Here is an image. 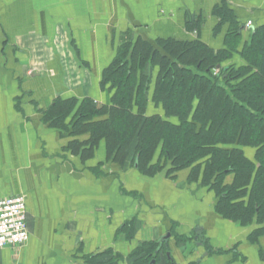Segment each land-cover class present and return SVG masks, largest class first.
I'll return each instance as SVG.
<instances>
[{
  "label": "crops",
  "instance_id": "0c3cea01",
  "mask_svg": "<svg viewBox=\"0 0 264 264\" xmlns=\"http://www.w3.org/2000/svg\"><path fill=\"white\" fill-rule=\"evenodd\" d=\"M221 6L241 26L222 66L244 65L264 0H0V198L25 196L29 229L24 246L0 249V264H91L88 256L134 264L136 250L167 233L157 264H264V234L252 240L251 226L220 216L214 191L189 181V168L142 174L132 154L124 166L108 162L105 140L83 159L67 148V133L41 119L57 98L109 104L102 72L126 41L197 39L224 49L231 24ZM157 72L147 64V115L162 114L151 101Z\"/></svg>",
  "mask_w": 264,
  "mask_h": 264
},
{
  "label": "trees",
  "instance_id": "16d2710c",
  "mask_svg": "<svg viewBox=\"0 0 264 264\" xmlns=\"http://www.w3.org/2000/svg\"><path fill=\"white\" fill-rule=\"evenodd\" d=\"M216 10L231 24L224 49L214 51L197 39L126 41L102 72L109 104L57 98L41 119L67 133V148L83 159L105 140L108 162L124 166L132 154L129 164L142 174L165 169L174 176L189 168V181L214 191L216 212L251 226L255 240L264 234V25L243 46L244 65L222 66L239 44L241 26L231 9ZM147 64L158 69L151 101L162 114L147 115ZM248 148L253 158L246 156ZM158 247L142 245L134 264H157L164 245L156 252Z\"/></svg>",
  "mask_w": 264,
  "mask_h": 264
},
{
  "label": "built area",
  "instance_id": "2783aa9c",
  "mask_svg": "<svg viewBox=\"0 0 264 264\" xmlns=\"http://www.w3.org/2000/svg\"><path fill=\"white\" fill-rule=\"evenodd\" d=\"M251 21L245 27H251ZM218 69H214V74ZM29 239L25 196L22 194L0 198V249L24 246Z\"/></svg>",
  "mask_w": 264,
  "mask_h": 264
},
{
  "label": "water",
  "instance_id": "95a60500",
  "mask_svg": "<svg viewBox=\"0 0 264 264\" xmlns=\"http://www.w3.org/2000/svg\"><path fill=\"white\" fill-rule=\"evenodd\" d=\"M170 238V233H167V234H165V235H163L160 239H159V247L157 248V250H156V252H158L160 249H161V247L163 246V245H165V246H167V243H168V239ZM197 238V237H196ZM150 264H155V261L154 260H152L151 262H150Z\"/></svg>",
  "mask_w": 264,
  "mask_h": 264
}]
</instances>
